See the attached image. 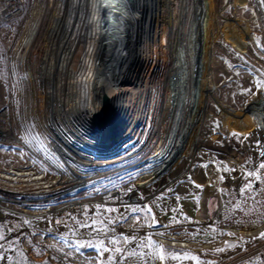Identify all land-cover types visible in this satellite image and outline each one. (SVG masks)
Instances as JSON below:
<instances>
[{
  "label": "rangeland",
  "instance_id": "rangeland-1",
  "mask_svg": "<svg viewBox=\"0 0 264 264\" xmlns=\"http://www.w3.org/2000/svg\"><path fill=\"white\" fill-rule=\"evenodd\" d=\"M25 1L26 13L0 27V112L8 109V116L15 127L18 126L17 110H34L42 119L52 104L56 108L59 105L62 107L63 90L70 88L71 77L79 72V62L89 43L84 34L77 37L74 51L71 47L72 35L67 42L68 33L63 31V25L72 14L68 12L67 3L63 14L61 0ZM84 2L87 7L88 0ZM158 3L160 8L155 10L157 18L154 22L150 21L151 26L154 23V43L151 39L140 37V46L135 49L140 60L143 57L148 59L145 61L150 64L149 68L138 91L137 85L128 86L134 90L133 95L128 97L134 109H139L144 102L148 106L149 101H153L146 157L154 152L153 148L158 143L162 147L166 144L170 125H165V122L173 99L175 80V72L171 69L172 58L175 48L183 42L189 44V99L186 122L177 140L179 146L178 143L175 145V155L170 164L162 173L144 176L138 183L159 178L149 186L157 188L182 173L185 179L191 177L198 184L203 182L202 187L197 186L187 194L190 196L192 193L190 199H193L194 213L191 225L194 229L198 228L199 234L189 238L188 234L173 235L161 229L158 238L163 251L170 248L167 250L182 259V263L178 261V264H184V259L187 262L191 260L192 264H211L226 260L241 251V247H251L264 241L261 235L264 231L256 233L264 228V219L260 220L264 218V213H261L264 204L256 205L260 212H255V206L245 207L244 204L248 193L254 197L264 194V168L260 167L262 163L258 157V153L264 150V0H160ZM64 43L65 52L73 51L65 70L59 66ZM19 48V57L27 58L31 70V78L22 90V102L13 97V78L8 70L9 56ZM19 57L17 68L21 70ZM63 80L67 85H62ZM72 92L67 94L65 91L67 106L73 103ZM92 100L99 110L101 100L97 102L94 97ZM5 124L0 120V126ZM218 162L226 169L228 180L224 182L229 189L228 201L223 190L219 191L217 177L209 180L211 187L205 182L207 165ZM221 183V188H224ZM128 189L132 187L128 185ZM171 195L167 193V197ZM84 196H87L86 193L77 198ZM254 197L251 205H255ZM174 203V200L170 201V204ZM224 207L226 214L222 216L221 209ZM215 220L221 222V227L238 228L244 233L239 235V242L219 248L216 242L220 238V228L210 227ZM152 224V220L138 218L125 233L132 241L138 240L134 238L152 237ZM201 229L211 230L207 238H200ZM126 245L112 252H131L129 244ZM97 250L103 251L104 248Z\"/></svg>",
  "mask_w": 264,
  "mask_h": 264
},
{
  "label": "built area",
  "instance_id": "built-area-1",
  "mask_svg": "<svg viewBox=\"0 0 264 264\" xmlns=\"http://www.w3.org/2000/svg\"><path fill=\"white\" fill-rule=\"evenodd\" d=\"M25 13V0H0V27ZM16 51L9 56L8 70L13 78V97L22 102V90L31 78V70L27 58L19 57L21 48L15 54ZM18 57L21 70L17 68ZM1 59L0 49V62ZM128 103L126 109L113 105L114 112L107 123L101 122L100 117L83 120L72 114L61 116L62 107L56 108L54 104L42 119L34 110H17V127L12 124L8 109L0 112V120L6 123L0 126V225L8 216H15L58 218L73 226L66 234L30 228L12 231L0 239V253L2 244L34 233L69 241L77 252L83 245L89 249L105 247L110 238L126 234L127 227L138 217L110 223L103 219L104 212L108 208L143 205L136 194L159 178L142 181L140 185L138 182L162 148L158 143L146 157L153 101L148 106L144 102L139 109ZM36 165L42 169H36ZM80 193L87 196L77 198ZM82 222L88 226L83 227ZM219 223L215 220L210 226L220 228L216 242L219 248L239 242L242 232L238 228L221 227ZM263 231L262 227L256 233ZM21 248L31 252L26 246ZM211 264H264V241L241 247V251L226 260Z\"/></svg>",
  "mask_w": 264,
  "mask_h": 264
},
{
  "label": "bare ground",
  "instance_id": "bare-ground-1",
  "mask_svg": "<svg viewBox=\"0 0 264 264\" xmlns=\"http://www.w3.org/2000/svg\"><path fill=\"white\" fill-rule=\"evenodd\" d=\"M158 2L160 0H88L86 7L84 0H61L62 13L64 14L66 3L70 9L68 12L72 13L63 25V31L68 33L67 42L71 40L69 35L73 37L72 50L78 41L77 37L84 34L89 40L79 62V72L72 75L73 82L70 88L63 90L61 116L68 117L72 114L77 115L79 119H89L97 110V103L92 100L93 97L97 102L106 99L110 106L117 105V108L129 107L128 97L133 95L134 90L128 86L137 85L138 91V86L150 65L145 61L148 60L146 57H143V61L136 54V46H140L141 42L138 38H148L154 43L155 30L152 27L154 23L151 26L150 21L154 22L157 18L155 10L160 8ZM188 46V43L183 42L174 50L171 65L175 72L174 92L165 122V125H170V131L166 144L156 153L154 163L146 171L145 176L165 171L175 155V145L186 122L190 77ZM65 49L66 43L61 46L59 57V66L64 70L69 55L74 51L67 53ZM65 83L67 82L63 80L62 85H67ZM65 91L67 94L73 91V103L68 106Z\"/></svg>",
  "mask_w": 264,
  "mask_h": 264
},
{
  "label": "crops",
  "instance_id": "crops-1",
  "mask_svg": "<svg viewBox=\"0 0 264 264\" xmlns=\"http://www.w3.org/2000/svg\"><path fill=\"white\" fill-rule=\"evenodd\" d=\"M260 149L258 148L259 151H261ZM258 154L260 162L264 163V150ZM0 158L2 157L0 156ZM218 163L207 165L208 177L205 178V182L211 187L212 185L209 180H214L217 177L219 191L223 190L222 193L227 197L228 201L230 196L229 189L225 186L224 182L228 180L225 172L226 169L224 166H220L221 163ZM36 169L41 170L42 168L36 165ZM173 178L174 180L163 186H158L157 188L149 187L146 190L139 191L136 196L143 202L142 206L112 208L114 211L105 210L104 212L103 219L110 223H116L115 221L126 222L129 217L135 215L138 218L152 220V226L154 227L152 237L134 238L133 240H138L132 241L131 237L124 234L120 237L110 238L105 247H103V251L89 249L86 245H83L78 248L77 252L71 248L69 241L47 237L42 233H34L31 236H22L19 239L17 238L2 244L0 264H178V261L182 263V259H178L177 254L168 251L171 250L170 248H165V251L160 248L162 244L158 237H160L161 229L164 231L168 230L169 234L173 235L183 234L186 236L188 234L189 238H194L199 234L198 228L194 229L191 225L194 213L193 199H190L192 193L190 196L187 194L197 186L202 187L203 182H199L200 184H198V181L191 179V177L190 179H185L184 173L176 175ZM221 182H223L224 188H221ZM167 193H172V195L167 197ZM247 195L244 202L245 207L255 206L253 207L255 208V212H260V210H257L256 205L260 203L264 204V194L262 193L255 197L253 194ZM253 197L255 205L250 204L253 202ZM172 200L175 202L173 205L170 204ZM261 213H264V209ZM225 214L226 208L224 207L221 209V215L224 216ZM263 219L262 217L260 218L261 221ZM252 222L255 223L254 220ZM72 227L71 223L64 222L63 219L58 218L26 219L8 216L6 222L0 225V239L12 231H18L23 228L46 229L56 234H66ZM208 231L211 230L201 229L200 238H207L211 233ZM126 243V246L129 244L131 252H112L113 249L117 250ZM21 246L30 248L31 252H24ZM38 248L40 250H37ZM185 253L187 255L188 252ZM188 254L191 255L190 253ZM188 261L184 259L183 262H185L184 264H192L191 260Z\"/></svg>",
  "mask_w": 264,
  "mask_h": 264
},
{
  "label": "water",
  "instance_id": "water-1",
  "mask_svg": "<svg viewBox=\"0 0 264 264\" xmlns=\"http://www.w3.org/2000/svg\"><path fill=\"white\" fill-rule=\"evenodd\" d=\"M113 112H114L113 106H110L108 104L107 100L103 99V100H101V105H100L99 110L97 109L96 110V114L93 115L90 118L92 119V118L100 117L101 118V120H100L101 122L107 123V121H109L110 118L112 117Z\"/></svg>",
  "mask_w": 264,
  "mask_h": 264
},
{
  "label": "snow or ice",
  "instance_id": "snow-or-ice-1",
  "mask_svg": "<svg viewBox=\"0 0 264 264\" xmlns=\"http://www.w3.org/2000/svg\"><path fill=\"white\" fill-rule=\"evenodd\" d=\"M260 167H261V168H264V163H262V164L260 165ZM84 207L87 209L88 206L85 205ZM97 207L103 208V205H97ZM106 210H107V211H114V209H112V208H108V209H106ZM96 222H98V221H95L94 223H96ZM87 226H88L87 224H84V225H83V227H87ZM261 235L264 236V233H262Z\"/></svg>",
  "mask_w": 264,
  "mask_h": 264
},
{
  "label": "trees",
  "instance_id": "trees-1",
  "mask_svg": "<svg viewBox=\"0 0 264 264\" xmlns=\"http://www.w3.org/2000/svg\"><path fill=\"white\" fill-rule=\"evenodd\" d=\"M81 195V194H80Z\"/></svg>",
  "mask_w": 264,
  "mask_h": 264
}]
</instances>
